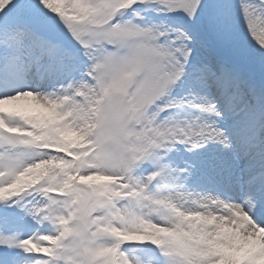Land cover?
I'll use <instances>...</instances> for the list:
<instances>
[{
    "label": "snow or ice",
    "instance_id": "snow-or-ice-1",
    "mask_svg": "<svg viewBox=\"0 0 264 264\" xmlns=\"http://www.w3.org/2000/svg\"><path fill=\"white\" fill-rule=\"evenodd\" d=\"M0 264H264V0H0Z\"/></svg>",
    "mask_w": 264,
    "mask_h": 264
},
{
    "label": "rangeland",
    "instance_id": "rangeland-1",
    "mask_svg": "<svg viewBox=\"0 0 264 264\" xmlns=\"http://www.w3.org/2000/svg\"><path fill=\"white\" fill-rule=\"evenodd\" d=\"M22 104H32L33 102H31V100H30V98L27 100V101H25V102H21Z\"/></svg>",
    "mask_w": 264,
    "mask_h": 264
},
{
    "label": "bare ground",
    "instance_id": "bare-ground-1",
    "mask_svg": "<svg viewBox=\"0 0 264 264\" xmlns=\"http://www.w3.org/2000/svg\"><path fill=\"white\" fill-rule=\"evenodd\" d=\"M25 101H27V100H25ZM25 101H22V102H25Z\"/></svg>",
    "mask_w": 264,
    "mask_h": 264
}]
</instances>
